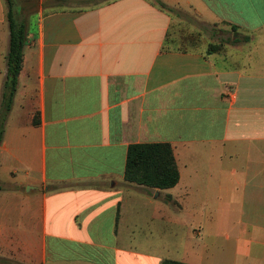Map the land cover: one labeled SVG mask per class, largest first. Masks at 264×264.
<instances>
[{
  "label": "crops",
  "instance_id": "1",
  "mask_svg": "<svg viewBox=\"0 0 264 264\" xmlns=\"http://www.w3.org/2000/svg\"><path fill=\"white\" fill-rule=\"evenodd\" d=\"M161 1L230 30L227 50H165L182 20L153 0H21L0 264H264V0ZM5 13L0 0V100ZM145 142L171 144L173 187L125 181Z\"/></svg>",
  "mask_w": 264,
  "mask_h": 264
},
{
  "label": "trees",
  "instance_id": "2",
  "mask_svg": "<svg viewBox=\"0 0 264 264\" xmlns=\"http://www.w3.org/2000/svg\"><path fill=\"white\" fill-rule=\"evenodd\" d=\"M6 21L9 28L8 50L5 55L6 74L2 85L0 100V143L5 121L11 109L18 85V75L23 62V49L27 40V20L22 17L18 0H4ZM63 2L65 0H55ZM167 13L180 17L182 21L171 24L167 31L163 48L165 50L191 51L200 46V33L190 31L192 24H200L192 15L170 7L161 0H153ZM184 19V20H183ZM182 24V25H181ZM236 30L235 26H232ZM202 39V38H201ZM220 43H208L205 52L220 53ZM35 116L33 124H37ZM124 179L128 184L144 186L149 189H167L179 180V171L171 144L168 142L132 143L126 151ZM160 264H188L181 261L163 259Z\"/></svg>",
  "mask_w": 264,
  "mask_h": 264
},
{
  "label": "rangeland",
  "instance_id": "3",
  "mask_svg": "<svg viewBox=\"0 0 264 264\" xmlns=\"http://www.w3.org/2000/svg\"><path fill=\"white\" fill-rule=\"evenodd\" d=\"M17 2L20 6L22 5L20 4L21 0H18ZM24 6H25V11L23 12L22 17L26 18L27 13H29L33 9V6L31 5L29 6L24 5ZM28 17H29L28 21L30 23L29 28H32L34 27V23L36 20V12L30 13ZM190 27H191L189 28L190 31L199 32L201 35L200 36L201 41L199 46L200 48L205 49L208 43H220L223 46L222 52H225L227 50L231 40L230 30L226 31V33L216 34L215 31H212L211 26L208 25L192 24Z\"/></svg>",
  "mask_w": 264,
  "mask_h": 264
}]
</instances>
